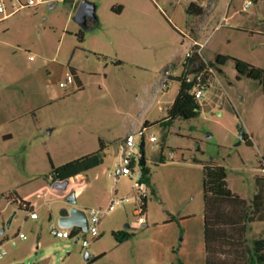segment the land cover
I'll return each mask as SVG.
<instances>
[{
    "label": "rangeland",
    "instance_id": "rangeland-1",
    "mask_svg": "<svg viewBox=\"0 0 264 264\" xmlns=\"http://www.w3.org/2000/svg\"><path fill=\"white\" fill-rule=\"evenodd\" d=\"M47 1L51 8H24L0 22V230L14 213L0 234V264H86L85 253L101 256L91 264H205L202 164L223 167L228 189L250 202L255 178L264 177V82L237 79L229 60L214 67L197 117L159 122L179 90L176 65L191 29L210 63L226 55L264 69V0L247 8L246 0H85L96 8L87 29L73 19L83 0ZM191 3L208 15H188ZM169 65L174 79L161 91ZM145 122L156 123L143 144L146 226H132V199L100 219L97 238L83 233L86 248L82 239L54 237L50 227L72 206L88 214L131 197L130 181L109 174L126 133ZM139 143L137 136L135 154ZM100 147L102 164L54 186L51 165ZM261 238L264 222L247 225L248 250Z\"/></svg>",
    "mask_w": 264,
    "mask_h": 264
},
{
    "label": "trees",
    "instance_id": "trees-1",
    "mask_svg": "<svg viewBox=\"0 0 264 264\" xmlns=\"http://www.w3.org/2000/svg\"><path fill=\"white\" fill-rule=\"evenodd\" d=\"M191 7L198 9L195 15H201L202 9L195 3ZM122 8H113L114 13L119 14ZM192 12H188L191 14ZM78 39L82 41V35ZM231 60L236 72V78L245 77L251 80L264 82V69L255 67L245 61L231 58L226 55H217L211 66H222ZM196 60H194L195 62ZM197 62V61H196ZM71 75L75 78L73 72ZM179 82V90L173 102L166 110V117L159 122L160 125H169L173 120L195 118L199 115L198 102L186 92L187 86L181 78H175ZM156 124V123H153ZM153 124L144 123L145 127ZM245 138V136H244ZM102 152L98 151L85 155L79 159L65 163L59 167H53L52 175L55 182L62 183L76 175L95 168L102 164ZM159 162H163L159 158ZM195 161V160H193ZM140 170L142 180L149 183L150 172L145 166L143 144L140 146ZM203 169V242L205 264H264V238L253 240L250 250L246 248L245 234L247 225L254 222H264V177L255 178L256 192L248 203L245 199L233 194L226 184V171L223 167L213 162L202 164ZM147 200V199H146ZM146 200L144 204L146 205ZM19 206L23 210H30L31 206L25 201H20ZM32 211V210H31ZM63 212L61 215H65ZM101 256L95 257L93 261Z\"/></svg>",
    "mask_w": 264,
    "mask_h": 264
},
{
    "label": "built area",
    "instance_id": "built-area-1",
    "mask_svg": "<svg viewBox=\"0 0 264 264\" xmlns=\"http://www.w3.org/2000/svg\"><path fill=\"white\" fill-rule=\"evenodd\" d=\"M47 0H0V22L5 21L18 11L24 8H36L43 4H50ZM250 1L246 0L244 8L250 5ZM204 49L203 44L193 43L191 46L186 48L183 52V58L180 62L181 68V78L182 83H184L188 88L186 90L197 102L203 97V93L209 86L210 80L215 75V68L211 66L202 57V50ZM32 60V57H29ZM194 60H196L194 62ZM174 74L172 67L163 71L161 74V79L158 81L161 91L167 86V82L171 80ZM148 127L144 124L137 130H132L128 132L118 150V161L114 166V170L109 174L110 178L116 183L120 178L125 177L130 181L131 197L122 198H112L105 209H91L87 216L88 220V230L86 233L90 234L91 237L97 238L98 224L100 219L111 211L116 205L121 203L129 202L130 200H135L137 202V207L134 209V215L136 216V221L133 223V227L142 228L146 226L145 219V204L144 201L148 198V188L146 183L142 180V174L140 170V146L144 144L145 133ZM140 138V143L138 145V153H134L133 150L136 148L135 138ZM148 141L150 143H155L156 138L154 135L150 134L148 136ZM173 155L171 154L170 158ZM115 194V192L113 191ZM31 218H36V215L31 212ZM50 233L56 238H72V239H82V247L86 248L88 246V241L83 238V231L81 228L74 227L70 229L60 228L59 226L50 227ZM19 240H25V236L19 234L17 236ZM14 245L15 242H12ZM4 254V251L0 253V258Z\"/></svg>",
    "mask_w": 264,
    "mask_h": 264
},
{
    "label": "water",
    "instance_id": "water-1",
    "mask_svg": "<svg viewBox=\"0 0 264 264\" xmlns=\"http://www.w3.org/2000/svg\"><path fill=\"white\" fill-rule=\"evenodd\" d=\"M49 8L53 6V3L51 2L49 5ZM95 6L88 2V1H81L76 9L75 15H74V21L77 25L81 26L84 29L88 28L87 21H93L96 22V15H95ZM240 139L244 138V135H239ZM81 177L80 175L74 176V178L79 179ZM55 187L62 186V183L55 182ZM67 201L73 205L75 203V199L73 196L69 197ZM14 213L12 216L8 218L6 221L4 227L0 230V234L4 232L5 229H8L12 220ZM57 224L60 228L64 229H70L74 227L81 228L83 232H86L88 230V220L86 213L82 210L76 209L75 207H71L65 215H61L58 218ZM129 225H125V228H128ZM91 259L90 255L85 254L84 261L88 262Z\"/></svg>",
    "mask_w": 264,
    "mask_h": 264
},
{
    "label": "crops",
    "instance_id": "crops-1",
    "mask_svg": "<svg viewBox=\"0 0 264 264\" xmlns=\"http://www.w3.org/2000/svg\"><path fill=\"white\" fill-rule=\"evenodd\" d=\"M196 5H197V7H200L201 9H202V14L201 15H195L196 14V12L198 11V9L196 8V9H194L195 11L194 12H192L191 14H188V15H193L194 17H206L207 15H208V13H209V11L207 10V9H204L203 7H201L200 5H198L197 3H195ZM212 6H213V3H211L210 4V8H212ZM198 31H196L195 29H191V31H190V39H189V42L188 43H186V44H184V50L186 49V48H188L189 46H191L193 43H197V44H203L204 45V43H200V42H198ZM205 46V45H204ZM204 50V49H203ZM203 50H202V57H203V59L204 60H206V61H208V62H212V61H210V60H208L206 57H205V55H204V53H203ZM184 52V51H183ZM182 60V59H181ZM181 60L177 63V65L176 66H179L180 67V62H181ZM175 65H169L168 66V68L169 67H172L173 68V70H175L174 68L176 67ZM167 68V69H168ZM166 69V70H167ZM218 72H220V70H218ZM172 79H174V74H173V76L171 77V80ZM148 123V122H147ZM127 134V133H126ZM85 254H87V255H89L88 253H85ZM85 254H84V256H83V259H84V257H85ZM91 256V255H90ZM95 257H92L91 256V259L88 261V262H86V264H91V263H93L94 261H93V259H94Z\"/></svg>",
    "mask_w": 264,
    "mask_h": 264
}]
</instances>
